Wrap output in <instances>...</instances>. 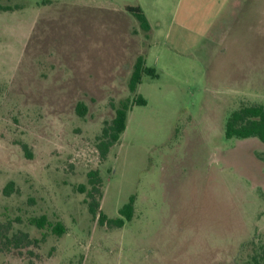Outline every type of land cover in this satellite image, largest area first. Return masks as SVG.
I'll use <instances>...</instances> for the list:
<instances>
[{
  "label": "rangeland",
  "instance_id": "1",
  "mask_svg": "<svg viewBox=\"0 0 264 264\" xmlns=\"http://www.w3.org/2000/svg\"><path fill=\"white\" fill-rule=\"evenodd\" d=\"M0 7V264H264V142L224 135L232 111L264 104V0ZM139 55L156 76L131 92ZM136 94L146 103L102 159V128ZM94 169L107 218L134 196L121 227L88 210Z\"/></svg>",
  "mask_w": 264,
  "mask_h": 264
},
{
  "label": "trees",
  "instance_id": "2",
  "mask_svg": "<svg viewBox=\"0 0 264 264\" xmlns=\"http://www.w3.org/2000/svg\"><path fill=\"white\" fill-rule=\"evenodd\" d=\"M0 9L7 10L10 8L0 7ZM125 9L135 16L142 30H150L149 21L139 6H126ZM142 74L156 76L154 68L147 66L144 62V58L139 55L136 58L128 81V88L131 92H135L137 85L140 83ZM145 103V99L140 94H136L131 101L121 100L118 106L115 107V115L111 123L102 128L97 143V148L102 159L106 157L110 147L119 140L121 133L125 130L128 111L133 105H143ZM75 109L79 116H84L87 112V106L80 101L77 102ZM224 135L227 138L235 137L239 139L256 137L264 142V104L244 105L232 111L225 122ZM87 176L91 188L87 191L86 185L80 184L79 190L80 192L87 191V196L89 197L88 210L93 217L97 218V222L100 225L106 224L109 227H121L124 224V220H130L133 217L134 196H130L129 201L119 208V216L116 218H107L102 211H98L99 202L96 200L94 193H101L98 185L102 180L97 169L89 171ZM13 186V181H9L4 186L3 193L5 195L11 194L13 192ZM30 222L39 228L50 225L45 215L32 217ZM65 230V226L61 222H57L51 226V231L58 236L62 235ZM260 252V257L264 261V244Z\"/></svg>",
  "mask_w": 264,
  "mask_h": 264
},
{
  "label": "crops",
  "instance_id": "3",
  "mask_svg": "<svg viewBox=\"0 0 264 264\" xmlns=\"http://www.w3.org/2000/svg\"><path fill=\"white\" fill-rule=\"evenodd\" d=\"M7 11V10H6Z\"/></svg>",
  "mask_w": 264,
  "mask_h": 264
}]
</instances>
